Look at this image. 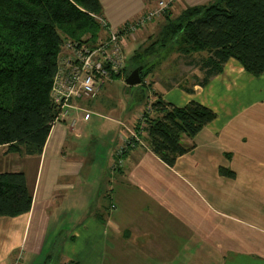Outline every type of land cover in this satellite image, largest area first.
Here are the masks:
<instances>
[{"label": "crops", "instance_id": "0c3cea01", "mask_svg": "<svg viewBox=\"0 0 264 264\" xmlns=\"http://www.w3.org/2000/svg\"><path fill=\"white\" fill-rule=\"evenodd\" d=\"M212 1L174 0L168 8L177 18ZM100 2L113 29L158 7L148 0ZM162 14L151 39L167 22ZM130 45L135 55L136 41L128 39L125 48ZM164 50L136 114L130 115L125 75L115 76L98 98L79 100L91 114L75 129L52 125L42 154L0 146L8 158L0 172H24L33 194L28 213L0 217V264L51 259L46 250L55 248L53 232L64 229L63 216L69 224L62 264H107L108 256L109 264H264V73L253 75L230 58L202 86L195 79L200 71L182 62L177 47ZM182 66L194 77L178 78ZM158 97L176 106L194 100L217 113L195 137H182L193 147L173 166L150 149L145 132L141 139L133 135ZM121 146L124 165L113 171Z\"/></svg>", "mask_w": 264, "mask_h": 264}, {"label": "trees", "instance_id": "16d2710c", "mask_svg": "<svg viewBox=\"0 0 264 264\" xmlns=\"http://www.w3.org/2000/svg\"><path fill=\"white\" fill-rule=\"evenodd\" d=\"M163 12L167 22L158 38L169 42L162 49L177 47L182 61L200 71L198 84L207 85L230 58L253 75L264 73V0H214L177 18L169 8ZM96 16H103L100 0H0V146L42 154L58 114L51 91L59 57L67 40L86 42L88 33L99 34ZM141 65L145 84L154 63ZM216 117L197 101L176 106L158 97L135 130L139 138L145 132L150 149L173 166L193 147L182 137H195ZM32 202L24 172H0V217L28 213Z\"/></svg>", "mask_w": 264, "mask_h": 264}, {"label": "built area", "instance_id": "2783aa9c", "mask_svg": "<svg viewBox=\"0 0 264 264\" xmlns=\"http://www.w3.org/2000/svg\"><path fill=\"white\" fill-rule=\"evenodd\" d=\"M173 1L159 0L158 8L129 21L120 29H113L103 16H96L108 34L95 45L78 40L65 42L51 91L52 101L58 111L53 124L64 122L70 129H75L82 120L89 117L91 110L79 104V100L98 97L106 83L121 75L127 67L122 34L144 26ZM124 150L122 146L117 149L113 171L123 167Z\"/></svg>", "mask_w": 264, "mask_h": 264}, {"label": "rangeland", "instance_id": "374dc122", "mask_svg": "<svg viewBox=\"0 0 264 264\" xmlns=\"http://www.w3.org/2000/svg\"><path fill=\"white\" fill-rule=\"evenodd\" d=\"M157 5H158V3H157ZM171 5H172V3H171ZM151 9L154 10V9H156V7H152ZM159 16L162 17L163 14L159 15ZM101 18H102V16H101ZM157 18H160V17L156 16L151 21L146 23L144 26L136 27V29H132V30L128 31L125 34H122L123 35L122 38H123L124 43L128 39H129V41H130V39H133V40L136 41V45L138 46L137 48L139 49L138 51L135 52L137 54L136 57L134 59H132V57L134 55V46L130 45L129 47L125 48V54H126V58H127V67L123 71V73L121 74L122 76H124L127 73L128 74L131 73L136 67L140 66L143 63H146V62L156 63V61H158L160 56H162V54L164 53L165 50L163 49L164 50L163 51L162 48L169 41H166L163 37L158 38V36H156V37H154L152 39L149 37L152 33L157 34V32L159 30L158 24L156 25V23L154 22V21L157 20ZM98 22H99V26H100V31H98L99 34L97 36H94L93 34L88 33L85 36V38H87L89 40V41H86V44L95 45V43H97L99 40H101V39H103V38H105L107 36L108 33H107V31H105V28L103 27L102 21L98 19ZM150 23H152V24H150ZM183 60L185 61V59H183ZM182 67H184V66H182ZM183 69L184 70L182 72V75L179 73L178 74V78H180L182 80H184L185 78L187 79L188 73H189L190 77H194V73L191 72L189 70V68H188V71H187V68H185V67ZM121 75H119V76H121ZM125 78H126V76L123 77L124 81H125ZM116 81H118V80H116ZM147 84L148 83L146 82L145 85H147ZM145 85L144 84L143 85L142 84H138V85H134V86H129V85L126 86V89L128 90V93H126L128 101L130 102V106L133 107V109H134V110L131 111L130 115L136 114L138 112V110H139L138 108H140L138 106L140 98L144 94L147 95L149 92H151L148 89V86H145ZM96 98H98V97H96ZM140 126H143V124L140 125ZM133 133H134L133 134L134 137H137V138L139 137L138 136V132L136 130L133 131ZM0 151H1V149H0ZM1 155L2 156H0L1 157L0 158V165H2L4 167V165L5 166L7 165L8 158L5 159L3 154H1ZM111 169H112V167H111ZM62 224H63L62 229L64 228L62 231H60L58 233L55 232V231L53 232L54 241H55L54 242L55 248H53V247L50 248L49 247L50 249L47 248V249H49V251L46 250V254L48 252L50 253L52 251L53 257L51 259H49L47 262H46V259H45L44 263H42V264H62V257L61 256H62V251L63 250H62L61 246L63 245L62 244L63 243V234H64V230L68 227V224H69L68 221H67V217L66 216H63L61 218V225ZM57 235L60 236V239L56 238ZM56 239L58 241H56ZM107 264H109V256H108Z\"/></svg>", "mask_w": 264, "mask_h": 264}, {"label": "water", "instance_id": "95a60500", "mask_svg": "<svg viewBox=\"0 0 264 264\" xmlns=\"http://www.w3.org/2000/svg\"><path fill=\"white\" fill-rule=\"evenodd\" d=\"M144 65H140L136 67L125 79V82L129 86H134L141 84L142 82V77H141V72L144 69Z\"/></svg>", "mask_w": 264, "mask_h": 264}]
</instances>
